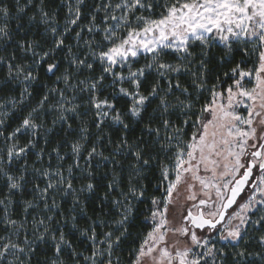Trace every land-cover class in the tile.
Segmentation results:
<instances>
[{"label":"snow or ice","instance_id":"obj_1","mask_svg":"<svg viewBox=\"0 0 264 264\" xmlns=\"http://www.w3.org/2000/svg\"><path fill=\"white\" fill-rule=\"evenodd\" d=\"M122 255L264 264V0H0V264Z\"/></svg>","mask_w":264,"mask_h":264},{"label":"trees","instance_id":"obj_2","mask_svg":"<svg viewBox=\"0 0 264 264\" xmlns=\"http://www.w3.org/2000/svg\"><path fill=\"white\" fill-rule=\"evenodd\" d=\"M61 16H63V12H61ZM46 82H50V81L46 80ZM158 175H159L158 172H154L153 175H150L148 177V179L143 181L144 184L148 185L146 196L150 197L152 195H155L157 197H162L163 187H161L158 191L155 189V185L158 183V179H157ZM135 206L139 210V213L140 214H144V215L148 214V209L151 207V205H150V203H149L147 198H145L142 203H135ZM105 211H107V209H105ZM89 215H92L91 210H89ZM85 223H86V221H84V220L81 221L82 225H84ZM146 230H148V229L145 227V224L138 223L137 228L133 229V232H134L133 238L123 245V250H124L125 253L129 250L130 246L131 247H135L136 246V244H135V233L144 232ZM121 258H122L123 264H127L128 256L127 255H122Z\"/></svg>","mask_w":264,"mask_h":264},{"label":"rangeland","instance_id":"obj_3","mask_svg":"<svg viewBox=\"0 0 264 264\" xmlns=\"http://www.w3.org/2000/svg\"><path fill=\"white\" fill-rule=\"evenodd\" d=\"M53 163H55V161H53ZM201 174L203 175L204 173H201ZM193 183H196V182L193 181ZM197 187H199L198 184H197ZM183 189H184V185L182 184L180 186V191L183 192ZM184 194L186 195V193H184ZM173 196H174V199H175L176 193H174ZM57 198L59 199V197H57ZM182 201H183V196H181V201L180 202L182 203ZM189 203H191V202H189ZM169 208H170V211H169L170 218L173 219V222L178 223L179 222V219H180L179 213L178 212H173L172 211V206H169ZM169 239H170V241H171V239H173V237L171 236V234L169 236Z\"/></svg>","mask_w":264,"mask_h":264}]
</instances>
